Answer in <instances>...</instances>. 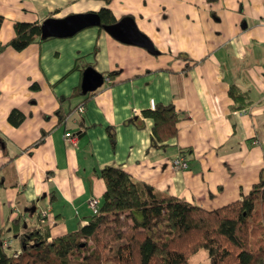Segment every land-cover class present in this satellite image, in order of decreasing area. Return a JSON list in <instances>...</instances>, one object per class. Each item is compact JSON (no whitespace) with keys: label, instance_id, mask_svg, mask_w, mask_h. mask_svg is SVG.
<instances>
[{"label":"crops","instance_id":"obj_1","mask_svg":"<svg viewBox=\"0 0 264 264\" xmlns=\"http://www.w3.org/2000/svg\"><path fill=\"white\" fill-rule=\"evenodd\" d=\"M263 7L264 0H0V44L15 22L105 8L116 21L132 18L156 51L88 27L0 52V230L14 219L19 234L36 229L41 210L52 221L49 240L86 224L105 166L205 210L264 181ZM86 64L103 82L70 97ZM231 85L247 94L244 108H232ZM150 101L172 104L177 114L176 135L155 145L143 115ZM13 109L24 116L17 126L7 120ZM177 157L186 169L171 167ZM3 238L18 250L11 234Z\"/></svg>","mask_w":264,"mask_h":264},{"label":"trees","instance_id":"obj_2","mask_svg":"<svg viewBox=\"0 0 264 264\" xmlns=\"http://www.w3.org/2000/svg\"><path fill=\"white\" fill-rule=\"evenodd\" d=\"M97 14L99 28L116 22L108 9L102 8ZM13 30V37L0 44V52L6 47L21 51L31 43L48 39L40 37V24L36 22H15ZM92 67L86 64L81 72ZM106 76L108 79L112 74ZM93 92L82 93L77 87L70 97ZM228 95L234 109L248 104L247 94L234 85L229 87ZM143 115L153 122V145L176 135L177 114L172 104L157 103ZM23 118L15 109L7 116L14 126ZM63 118L59 114L58 120ZM107 133L114 143L113 130L108 127ZM99 177L104 190L98 212L91 214L86 224L49 240L46 224L19 234L21 221L14 219L0 230V264H188V258L199 249L206 251L208 264H264L262 179L239 199L205 210L133 179L120 167L105 166ZM4 232L17 239L18 250L2 245ZM113 245L114 254L108 256Z\"/></svg>","mask_w":264,"mask_h":264},{"label":"water","instance_id":"obj_3","mask_svg":"<svg viewBox=\"0 0 264 264\" xmlns=\"http://www.w3.org/2000/svg\"><path fill=\"white\" fill-rule=\"evenodd\" d=\"M100 18L95 12L71 14L62 18H46L40 23V37H70L88 27H99ZM102 29L121 43L145 48L156 54L150 40L135 26L130 17H122L110 25H102ZM103 82L101 74L93 68H86L82 74V93L95 91Z\"/></svg>","mask_w":264,"mask_h":264},{"label":"built area","instance_id":"obj_4","mask_svg":"<svg viewBox=\"0 0 264 264\" xmlns=\"http://www.w3.org/2000/svg\"><path fill=\"white\" fill-rule=\"evenodd\" d=\"M260 23L262 25H264V7H263V14H262V16L260 18ZM150 107H151V109L154 108V105H153V102L152 101H150ZM77 110L79 112H82L83 111V105L82 104L79 105L77 107ZM64 140L71 147H74L76 145V137H75V135L66 133L64 135ZM170 165L175 170H182V169H186L187 168V161L183 157H177V158L171 160ZM87 204H88V207L90 208L91 214H93V215L97 214V212H98V206H99V200L96 199L95 197H91L88 200ZM38 218H39L40 223L50 224L52 222V221H46L48 219L50 220V218L48 217V211L47 210H41L38 213ZM7 244H8L7 243V240L3 238L2 245L4 247H6Z\"/></svg>","mask_w":264,"mask_h":264},{"label":"rangeland","instance_id":"obj_5","mask_svg":"<svg viewBox=\"0 0 264 264\" xmlns=\"http://www.w3.org/2000/svg\"><path fill=\"white\" fill-rule=\"evenodd\" d=\"M115 249H116V245L115 246L113 245L111 252L107 253V255L112 256L114 254ZM208 262H209V259L207 257V253L204 249H199L195 254L190 256L187 260L188 264H208ZM72 263H74V261L70 262V264H72Z\"/></svg>","mask_w":264,"mask_h":264}]
</instances>
